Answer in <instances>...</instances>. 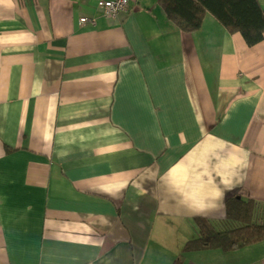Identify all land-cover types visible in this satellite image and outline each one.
I'll use <instances>...</instances> for the list:
<instances>
[{"label": "crops", "instance_id": "1", "mask_svg": "<svg viewBox=\"0 0 264 264\" xmlns=\"http://www.w3.org/2000/svg\"><path fill=\"white\" fill-rule=\"evenodd\" d=\"M98 1L0 0V264H179L197 218L264 203V41Z\"/></svg>", "mask_w": 264, "mask_h": 264}, {"label": "trees", "instance_id": "2", "mask_svg": "<svg viewBox=\"0 0 264 264\" xmlns=\"http://www.w3.org/2000/svg\"><path fill=\"white\" fill-rule=\"evenodd\" d=\"M167 17L183 33L198 31L213 15L231 34H239L250 47L264 41V10L258 0H159ZM215 223L197 218L198 236L188 241L176 263L187 253L219 250L232 253L264 242V203L234 197L226 203V220Z\"/></svg>", "mask_w": 264, "mask_h": 264}, {"label": "built area", "instance_id": "3", "mask_svg": "<svg viewBox=\"0 0 264 264\" xmlns=\"http://www.w3.org/2000/svg\"><path fill=\"white\" fill-rule=\"evenodd\" d=\"M128 5V0H111L106 2H100L98 6L100 9L106 11L109 16H117L118 14L124 12ZM89 19H82V23L88 21Z\"/></svg>", "mask_w": 264, "mask_h": 264}, {"label": "bare ground", "instance_id": "4", "mask_svg": "<svg viewBox=\"0 0 264 264\" xmlns=\"http://www.w3.org/2000/svg\"><path fill=\"white\" fill-rule=\"evenodd\" d=\"M106 1H111V0H99L98 1V4L100 3V2H106ZM130 2H131V0H128V5H127V7H126V10L124 11V12H122V13H120V14H118L117 16H109V15H107L106 14V11H104V15L106 16V17H109V18H117V17H119L120 15H123V14H126L128 11H129V8H130ZM84 24H86V23H91L92 25H94L95 24V21L94 20H88V21H86V22H83Z\"/></svg>", "mask_w": 264, "mask_h": 264}, {"label": "rangeland", "instance_id": "5", "mask_svg": "<svg viewBox=\"0 0 264 264\" xmlns=\"http://www.w3.org/2000/svg\"><path fill=\"white\" fill-rule=\"evenodd\" d=\"M215 226H216V228L219 229V230H226L225 225H223L221 222H216V223H215Z\"/></svg>", "mask_w": 264, "mask_h": 264}]
</instances>
